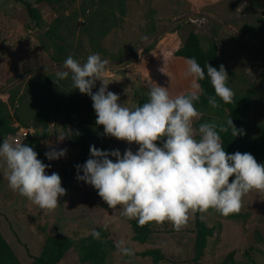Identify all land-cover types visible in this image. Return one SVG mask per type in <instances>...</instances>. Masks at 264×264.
<instances>
[{"label":"rangeland","instance_id":"1","mask_svg":"<svg viewBox=\"0 0 264 264\" xmlns=\"http://www.w3.org/2000/svg\"><path fill=\"white\" fill-rule=\"evenodd\" d=\"M21 1L31 3L45 23L57 15L54 8L37 0H0V99L3 101H7L11 86L24 83L31 75L63 70V64H54L39 45L37 37L43 29L30 21ZM79 2L67 0L58 9L68 14L78 9ZM188 29L198 34L203 49L216 40L220 65H224L229 75V87L235 95L248 90L254 92L244 115L246 131L262 130L264 0H126L121 23L101 41L103 51L95 50L84 36L79 40L78 60L84 63L93 53L107 59L108 89L119 94L120 102L126 107L137 106L134 91L149 97V89L156 84L168 87L175 98L193 90V78L184 75L186 60L174 55ZM143 36L148 40H143ZM99 87L97 81L94 92ZM199 112L202 115L194 122L195 128L200 120L210 122L224 117L217 109ZM49 130L47 136L40 129L32 134L38 145L27 144V138L22 142L33 147L38 159L51 165L48 174L56 172L61 177L66 195L59 198L60 204L54 211L41 210L13 192L0 168V232L21 264H31L33 257L40 255L47 237L55 235L72 242L58 264H91L81 261L80 255L87 245L98 241L90 235L92 229L101 231L102 239H112L114 244L126 239L134 250L132 257L122 256L116 248L106 252L103 260L108 264H196L195 213L190 214L180 231L174 230L168 221L150 222L151 231L146 239L136 240L130 220L109 208L96 189L76 179L75 166L84 164L90 158V146L99 149L97 144L72 142L71 128L58 115L52 117ZM112 139L114 149L122 154L126 148L131 147L135 152L138 147ZM50 144L66 149V156L48 161L44 153ZM237 213L222 216L212 208L200 213L201 220L211 229L200 264H264V191L252 190L245 195ZM149 249H159L160 258L142 255Z\"/></svg>","mask_w":264,"mask_h":264},{"label":"clouds","instance_id":"2","mask_svg":"<svg viewBox=\"0 0 264 264\" xmlns=\"http://www.w3.org/2000/svg\"><path fill=\"white\" fill-rule=\"evenodd\" d=\"M186 64L184 75L193 78L192 91L173 98L168 87L156 84L149 89L147 102L131 108L108 89L109 61L99 53L90 54L84 63L69 55L63 70L53 78L57 85L70 79L73 89L91 98L96 125L103 126V135L138 146L135 152L129 147L122 154L119 149L101 150L93 145L90 158L75 167L78 181L92 186L109 208L135 219L140 226L168 221L180 231L192 213L212 208L228 216L240 210L243 197L250 191H264V163H258L248 152L225 151L220 133L231 129L234 137L244 134L232 118L226 124L213 121L194 127L202 115L195 107L201 92L197 81L206 76L210 79L215 95L207 99L212 108L220 107L217 98L225 104L234 101L224 65L217 70L207 63L206 75L194 57L186 58ZM97 81L100 87L94 92ZM66 153V149L50 144L44 155L54 161ZM50 167L24 142L9 137L0 142V168L8 187L46 211H54L59 198L66 195L60 175L48 174ZM90 235L102 239L97 229ZM128 245L126 239L115 241L122 256L132 257L134 250Z\"/></svg>","mask_w":264,"mask_h":264},{"label":"trees","instance_id":"3","mask_svg":"<svg viewBox=\"0 0 264 264\" xmlns=\"http://www.w3.org/2000/svg\"><path fill=\"white\" fill-rule=\"evenodd\" d=\"M65 1L67 0H37L38 3L46 4L56 10L57 15L50 23H45L40 12L31 3L21 1L30 21L38 29H43L37 37L38 43L56 65L64 64V60L69 55L79 59L81 44L79 40L84 36L95 50L103 51L101 41L111 29L121 23L126 0H80L78 9L68 14L59 10ZM80 18L82 22L79 21ZM174 55L184 60L194 57L201 67H204L206 75L207 63L217 70L220 67L216 40H211L208 47L203 49L199 36L193 29L187 30L183 43L174 51ZM56 72L33 74L24 83H17L10 87L7 101L0 99V142L4 137L14 134L19 127L33 126L36 131L40 129L42 135L47 136L52 117L58 115L62 123L71 128L72 142L86 144L92 141L101 150H114L112 137L103 135V126L96 125V113L92 107L91 98L81 94L78 89H73L70 79L57 85L53 80ZM197 83L200 85L201 92L200 100L196 102L195 107L203 112L214 109L208 104L207 99L215 95L210 79L206 76L205 80L197 81ZM253 96L252 90L236 94L233 103L230 104H225L217 98L220 107L215 109L224 114V117L210 122L226 124V121L232 118L237 129H243L244 134L234 137L231 135V129L227 133H220L225 151L230 154L237 151L251 153L260 163L264 160V128L254 133L246 131L247 122L244 119ZM133 98L137 106L149 99L140 91H134ZM204 122L198 121V127ZM31 136L25 138L27 144L38 145V141ZM237 214L239 213L236 212L230 216ZM130 225L135 233L134 238L139 241L145 240L151 231L149 223L140 226L136 220H130ZM195 226L194 260L196 264H200L205 255L207 236L211 233V229L201 220L199 211L195 212ZM71 245L72 242L66 237L48 236L40 255L33 257L31 264H58ZM115 248L112 239H101L87 245L80 259L91 264H108L103 260V256ZM142 255L160 258V250L149 249L143 251ZM0 264H21L1 232Z\"/></svg>","mask_w":264,"mask_h":264},{"label":"built area","instance_id":"4","mask_svg":"<svg viewBox=\"0 0 264 264\" xmlns=\"http://www.w3.org/2000/svg\"><path fill=\"white\" fill-rule=\"evenodd\" d=\"M35 132H36V128L32 126L31 127H19V129L14 134H10L9 137L19 142H22V140L31 136Z\"/></svg>","mask_w":264,"mask_h":264},{"label":"crops","instance_id":"5","mask_svg":"<svg viewBox=\"0 0 264 264\" xmlns=\"http://www.w3.org/2000/svg\"><path fill=\"white\" fill-rule=\"evenodd\" d=\"M93 91H94V89H93Z\"/></svg>","mask_w":264,"mask_h":264}]
</instances>
